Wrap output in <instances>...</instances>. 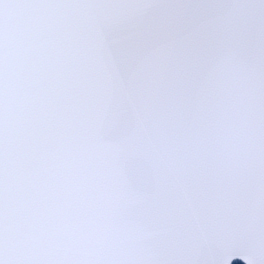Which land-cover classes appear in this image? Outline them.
<instances>
[{
  "label": "water",
  "instance_id": "1",
  "mask_svg": "<svg viewBox=\"0 0 264 264\" xmlns=\"http://www.w3.org/2000/svg\"><path fill=\"white\" fill-rule=\"evenodd\" d=\"M0 264H264V0H0Z\"/></svg>",
  "mask_w": 264,
  "mask_h": 264
}]
</instances>
